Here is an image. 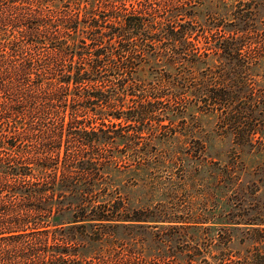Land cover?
I'll return each instance as SVG.
<instances>
[{"label":"trees","instance_id":"16d2710c","mask_svg":"<svg viewBox=\"0 0 264 264\" xmlns=\"http://www.w3.org/2000/svg\"><path fill=\"white\" fill-rule=\"evenodd\" d=\"M181 2H0V23L11 26L4 73L16 115L0 132V264H94L85 259L109 254L120 229L179 221L165 207L153 219L149 206H130L112 174L128 160V172L147 182L153 167L168 166L174 156H154L158 131L192 99L229 118L230 74L249 65L235 36L199 44L196 25L175 17L190 12Z\"/></svg>","mask_w":264,"mask_h":264},{"label":"rangeland","instance_id":"374dc122","mask_svg":"<svg viewBox=\"0 0 264 264\" xmlns=\"http://www.w3.org/2000/svg\"><path fill=\"white\" fill-rule=\"evenodd\" d=\"M180 1L190 12L175 17L196 25L199 44L209 37L235 36L243 40L239 52L249 65L236 66L230 74L234 97L229 118L224 110H207L203 101L192 99L181 115L163 121L166 126L158 131L153 152L172 155L173 161L153 167L147 182L128 172V160L121 162L112 179L130 206H149L153 219H159L165 207L168 218L179 221H142L120 229L109 254L85 259L94 264H264V0H149L162 9ZM10 34L11 26L0 23L2 61H7L4 39ZM5 65L4 60L0 132L7 133L16 115L8 107ZM143 72L150 74V67ZM243 76L248 84L242 87L238 84ZM168 105L180 107L174 100ZM172 126L177 133L168 135L166 127ZM143 248L167 259L145 260ZM197 248L201 259L196 260ZM222 252L234 260H219ZM258 253L263 260H258ZM245 256L250 260H241Z\"/></svg>","mask_w":264,"mask_h":264}]
</instances>
